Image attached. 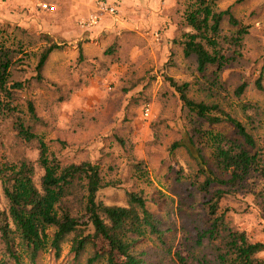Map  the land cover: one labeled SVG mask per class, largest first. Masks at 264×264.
I'll use <instances>...</instances> for the list:
<instances>
[{
	"label": "rangeland",
	"instance_id": "obj_1",
	"mask_svg": "<svg viewBox=\"0 0 264 264\" xmlns=\"http://www.w3.org/2000/svg\"><path fill=\"white\" fill-rule=\"evenodd\" d=\"M39 1L0 0V45L14 52L11 80L23 88L14 90L13 102L25 123L33 125L28 111L32 101L41 119L35 133L63 165L91 161L100 166L108 186L98 193V201L127 207L128 192L146 200L161 221L165 241L162 245L146 236L137 243L135 252L145 254L148 264H179L177 255L191 262L203 256L212 260L219 241L198 242L200 232L212 223L204 202L220 187L202 190L206 176L201 169L225 180L231 170L223 168L216 145L197 129L242 140L230 125H197L171 80L188 83L191 99L217 104L240 120L256 140L255 151L264 155V91L255 88V81L264 78V0L217 3L216 10L230 8L249 33L234 62L221 70L210 66L204 73L181 46L189 30L185 13L195 0H107L117 6V15L104 16L89 30L79 23L95 13L98 0H47L57 6L52 14L41 11ZM237 29L225 20L221 34ZM52 44L59 49L50 54L39 78L40 56ZM243 83L246 90L238 96L236 89ZM147 107L149 118L144 116ZM38 158V143L22 141L13 119L1 118L0 164L34 163L40 185L44 171ZM7 207L0 182V209ZM222 214L251 242H264V194L251 186L239 189L221 201ZM92 253L88 248L75 258L68 240L59 256L49 249L37 264H88ZM22 259L31 264L27 255ZM1 262L13 264L0 243Z\"/></svg>",
	"mask_w": 264,
	"mask_h": 264
},
{
	"label": "trees",
	"instance_id": "obj_2",
	"mask_svg": "<svg viewBox=\"0 0 264 264\" xmlns=\"http://www.w3.org/2000/svg\"><path fill=\"white\" fill-rule=\"evenodd\" d=\"M219 1L195 0L185 13L189 30L184 34L181 46L186 58H196L200 73L210 66L221 70L234 62L244 37L249 33L248 27L240 25L230 8L216 10ZM225 20L231 26L238 27L234 34H221V25ZM55 49H59V46L52 44L41 54L36 67L39 78ZM14 57L12 50L0 45V119L12 118L14 130L22 141L38 143L37 161L44 175L41 184L37 185L34 163L24 160L0 164L2 192L8 203L7 209H0V243L6 258L13 264H24L22 257L27 255L31 264H37L42 252L53 249L59 256L62 245L70 240L75 258L82 257L88 248L93 250L88 264H148L149 258L143 253H136L135 247L146 236H152L165 245L161 221L137 193H127V207L107 206L98 201V193L108 186L101 176L100 166L91 161L63 165L49 151L43 137L34 130L41 119L33 102L28 103L33 125L25 123L20 110L14 105V90L23 88L22 83L11 80ZM263 81V76L255 81L258 91H264ZM171 85L179 94L183 106L196 118L197 125L200 121L210 126L227 124L242 140V143L229 140L221 134L204 132L198 127V133L206 134L216 145L218 160L224 169L231 170V177L227 180L219 178L202 167L201 172L206 176L202 190L208 191L214 185L220 188L204 202L212 223L200 232L198 243L201 245L204 240L219 241L220 250L212 260L203 256L202 260L196 262L177 255L179 264H264L261 257L264 242H251L243 232L229 225L225 214L219 215L221 201L239 189L251 186L263 196V153L255 151L256 140L240 120L217 104L191 99L188 96V83L179 85L171 80ZM246 87V83L240 85L236 95H243ZM89 227L91 231L85 234V229Z\"/></svg>",
	"mask_w": 264,
	"mask_h": 264
},
{
	"label": "built area",
	"instance_id": "obj_3",
	"mask_svg": "<svg viewBox=\"0 0 264 264\" xmlns=\"http://www.w3.org/2000/svg\"><path fill=\"white\" fill-rule=\"evenodd\" d=\"M38 7L41 11L45 13H54L57 10L56 5H52L46 0H41L38 2ZM118 13V8L114 3L108 2L107 0H98L96 2L95 13H91L87 18H84L80 21L79 25L82 29H92L95 26H98L100 20L104 16L114 17ZM152 112L149 107L144 109V116L146 118L151 117Z\"/></svg>",
	"mask_w": 264,
	"mask_h": 264
}]
</instances>
